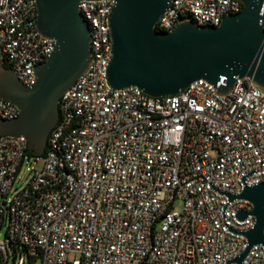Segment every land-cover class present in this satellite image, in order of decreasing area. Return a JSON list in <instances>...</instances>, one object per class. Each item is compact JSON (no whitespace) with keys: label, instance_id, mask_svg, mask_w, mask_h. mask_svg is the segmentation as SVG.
Returning <instances> with one entry per match:
<instances>
[{"label":"built area","instance_id":"2783aa9c","mask_svg":"<svg viewBox=\"0 0 264 264\" xmlns=\"http://www.w3.org/2000/svg\"><path fill=\"white\" fill-rule=\"evenodd\" d=\"M113 4L77 3L90 63L59 97L44 153L27 155L21 134L0 135V264L21 253L28 264H264V243L236 260L255 219L236 216L249 200L229 199L264 181V93L247 77L226 94L201 78L164 96L111 88ZM241 9L239 0H171L154 28L185 16L218 25ZM35 21V0H0V64L25 87L54 43ZM17 114L0 98V119Z\"/></svg>","mask_w":264,"mask_h":264},{"label":"water","instance_id":"95a60500","mask_svg":"<svg viewBox=\"0 0 264 264\" xmlns=\"http://www.w3.org/2000/svg\"><path fill=\"white\" fill-rule=\"evenodd\" d=\"M79 0H35V25L51 38L49 55L34 66L35 82L23 86L10 67L0 64V98L16 105L18 114L0 119L1 134H21L27 151L44 153L47 135L58 120L59 97L90 63V29L78 10ZM171 0H114L108 14L110 58L106 80L113 89L137 86L151 96L176 94L196 79L226 94L236 77H247L264 93V0H239L242 9L226 14L218 25H197L180 17L167 31L154 25ZM218 84V85H217ZM251 202L253 226L244 232L248 248L264 243V181L244 186L229 199Z\"/></svg>","mask_w":264,"mask_h":264},{"label":"rangeland","instance_id":"374dc122","mask_svg":"<svg viewBox=\"0 0 264 264\" xmlns=\"http://www.w3.org/2000/svg\"><path fill=\"white\" fill-rule=\"evenodd\" d=\"M26 175H27L26 165H24L19 174V179L15 183L17 187L20 186L24 182ZM11 261H14L13 264H28L25 256L22 253L20 255L17 254L16 257L9 256L7 264L11 263Z\"/></svg>","mask_w":264,"mask_h":264},{"label":"trees","instance_id":"16d2710c","mask_svg":"<svg viewBox=\"0 0 264 264\" xmlns=\"http://www.w3.org/2000/svg\"><path fill=\"white\" fill-rule=\"evenodd\" d=\"M3 66H4V67H9V65H8L7 63H5V62L3 63ZM26 153H27V155H31V154H32V153L29 152V151H27Z\"/></svg>","mask_w":264,"mask_h":264}]
</instances>
